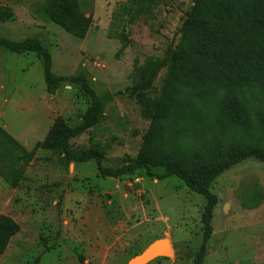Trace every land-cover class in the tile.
I'll list each match as a JSON object with an SVG mask.
<instances>
[{
  "label": "rangeland",
  "instance_id": "374dc122",
  "mask_svg": "<svg viewBox=\"0 0 264 264\" xmlns=\"http://www.w3.org/2000/svg\"><path fill=\"white\" fill-rule=\"evenodd\" d=\"M76 1L90 21L83 39L44 19L47 0H0V10L14 17L0 21V38L39 39L55 76L84 77L105 99L99 123L72 139L70 147L80 151L98 143L103 167L118 171L142 148L150 121L138 97L155 101L162 93L194 0H158L149 14L133 21L122 10L126 0ZM156 60L163 66L144 86L142 69ZM42 72V57L0 50V216L20 227L0 264H101L104 259L128 264L162 239L170 241L172 256L150 264H192L202 243L204 198L176 178L157 180L141 171L103 178L94 161L69 163L61 151L44 149L54 121L61 118L74 127L89 104L77 86L63 84L48 93ZM243 98L255 123L264 112V95ZM210 109L208 117L187 128L182 144L198 146L209 139L257 144L251 130H226L219 110ZM210 193L217 203L204 264H264V163L249 157L235 164L212 182ZM97 244L102 252L95 250ZM112 250L118 252L111 258Z\"/></svg>",
  "mask_w": 264,
  "mask_h": 264
},
{
  "label": "trees",
  "instance_id": "16d2710c",
  "mask_svg": "<svg viewBox=\"0 0 264 264\" xmlns=\"http://www.w3.org/2000/svg\"><path fill=\"white\" fill-rule=\"evenodd\" d=\"M157 4L158 0H126V8L122 10L133 21L149 14ZM42 15L77 39L84 38L90 25L76 0H47ZM13 20L10 10H0V21ZM0 50L18 56L42 57V76L48 93L68 84L79 87L88 99V110L76 126L71 127L61 118L54 121L42 144L44 149L61 151L69 163L94 161L98 175L103 178L121 179L135 171L157 180L176 178L190 193L204 198L202 243L192 261V264H204L217 203V197L210 193L212 182L246 158L264 163V112L253 123L248 116L250 103H245L243 98L245 93L264 95V0L193 1L180 43L171 55L162 93L155 101L142 93L138 95L146 107L144 117L150 121L142 148L134 162L118 171L103 167L104 154L98 143L80 151L70 147L72 139L94 128L104 114L105 99L95 95L89 82L84 77L55 76L50 54L37 38L19 42L0 38ZM162 66L156 60L142 69L144 86ZM210 107L219 110L220 122L226 130L228 127L251 130L257 144L219 139L205 140L198 146L190 142L182 144L180 137L205 114L208 117ZM158 170L164 174L159 176ZM19 231L16 222L0 216V256Z\"/></svg>",
  "mask_w": 264,
  "mask_h": 264
},
{
  "label": "water",
  "instance_id": "95a60500",
  "mask_svg": "<svg viewBox=\"0 0 264 264\" xmlns=\"http://www.w3.org/2000/svg\"><path fill=\"white\" fill-rule=\"evenodd\" d=\"M227 205L224 207L226 210ZM172 256V246L168 239H162L150 244L140 255L128 264H150L157 259H168Z\"/></svg>",
  "mask_w": 264,
  "mask_h": 264
},
{
  "label": "crops",
  "instance_id": "0c3cea01",
  "mask_svg": "<svg viewBox=\"0 0 264 264\" xmlns=\"http://www.w3.org/2000/svg\"><path fill=\"white\" fill-rule=\"evenodd\" d=\"M224 209V208H223ZM110 232H116V230L115 229H110L109 230ZM91 233H92V231H91ZM91 233H89V234H91ZM94 235L95 236H97L98 238H99V235H100V231L99 230H96L95 232H94ZM100 241V240H99ZM101 242V241H100ZM113 245V244H112ZM114 246V245H113ZM98 248H99V251L100 250H103V248H101V245L100 244H97V246L95 247V250H98ZM86 250H88V248L86 249ZM109 250V249H108ZM100 252H102V251H100ZM114 252H118V251H115V250H112V256H111V258L112 257H114L115 255H114ZM109 263V261H107V260H102V263L101 264H108Z\"/></svg>",
  "mask_w": 264,
  "mask_h": 264
}]
</instances>
